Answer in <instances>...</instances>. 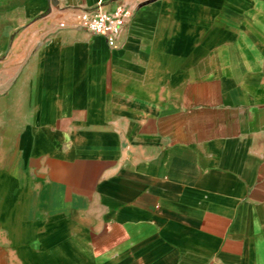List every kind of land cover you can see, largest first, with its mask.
<instances>
[{
    "label": "crops",
    "instance_id": "crops-1",
    "mask_svg": "<svg viewBox=\"0 0 264 264\" xmlns=\"http://www.w3.org/2000/svg\"><path fill=\"white\" fill-rule=\"evenodd\" d=\"M0 93V264H264V0H0Z\"/></svg>",
    "mask_w": 264,
    "mask_h": 264
},
{
    "label": "built area",
    "instance_id": "built-area-1",
    "mask_svg": "<svg viewBox=\"0 0 264 264\" xmlns=\"http://www.w3.org/2000/svg\"><path fill=\"white\" fill-rule=\"evenodd\" d=\"M133 15V11L127 4H118L114 9H107L100 4L94 11L76 14L73 25L92 35L105 38L110 47L118 49L122 45L124 29ZM59 24L60 27L66 26L65 21H61Z\"/></svg>",
    "mask_w": 264,
    "mask_h": 264
},
{
    "label": "rangeland",
    "instance_id": "rangeland-1",
    "mask_svg": "<svg viewBox=\"0 0 264 264\" xmlns=\"http://www.w3.org/2000/svg\"><path fill=\"white\" fill-rule=\"evenodd\" d=\"M17 99L15 95L13 100L6 101L0 96V142L4 137L12 140L16 136L15 128L24 120L20 110L22 105Z\"/></svg>",
    "mask_w": 264,
    "mask_h": 264
}]
</instances>
